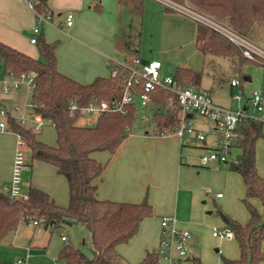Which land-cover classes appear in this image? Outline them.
I'll return each instance as SVG.
<instances>
[{
  "label": "trees",
  "instance_id": "16d2710c",
  "mask_svg": "<svg viewBox=\"0 0 264 264\" xmlns=\"http://www.w3.org/2000/svg\"><path fill=\"white\" fill-rule=\"evenodd\" d=\"M189 2L196 9L217 19L229 17L231 26L243 34L255 20H264V0ZM36 8L41 13L51 12L48 0H39ZM197 25L196 46L203 53L231 57L238 65L250 63L243 59L238 47L224 36L202 24ZM58 43L59 40L48 42L41 31L35 44L39 57L34 58L0 42L2 74L32 75L34 87L30 103L35 114L48 120L55 128L56 145L42 143L35 133L13 118H8L7 122L13 131L24 138L32 159L53 165L56 172L65 177L68 185V203L65 206L56 204L47 192L33 186L29 187V198L25 201L10 198L0 190V243L21 222L28 223L29 218L36 219L38 225L51 230L61 225L81 224L91 234V255L66 243L57 253L60 264H119L123 257L117 251V246L127 243L138 233L141 222L153 215V207L146 197L140 202L98 199L96 180L105 164L92 154L98 151H107L110 155L115 153L131 132V126L137 118L136 108L129 107L126 114L103 113L92 126L78 125L77 120L81 117L69 115L70 101L86 105L101 99L111 100L120 96L121 89L117 80L109 76H98L92 82L82 84L61 73L57 69L55 53ZM173 76L184 86L199 84L198 73L190 68L178 67ZM169 98H174V95L165 89L157 88L152 93V99L159 106L152 113V121L158 128L156 135L176 125L177 118L166 108ZM238 129L241 137L236 144L240 152L236 163H230V168L241 175L245 185L244 201L249 220L242 225L224 218L241 250L239 259H225V262L260 264L264 261L261 248L264 241V178L256 166V141L263 136V130L261 124L250 120H245ZM253 197L260 198L263 214L250 203L249 199ZM190 260L193 264H201L200 259L194 256ZM136 264H159L155 249L147 250Z\"/></svg>",
  "mask_w": 264,
  "mask_h": 264
},
{
  "label": "rangeland",
  "instance_id": "374dc122",
  "mask_svg": "<svg viewBox=\"0 0 264 264\" xmlns=\"http://www.w3.org/2000/svg\"><path fill=\"white\" fill-rule=\"evenodd\" d=\"M176 2L182 4L179 0ZM142 13H128V29L133 38L139 45L140 58L145 56L157 58L164 64L167 71L171 74L175 63L189 64L194 71L199 74L200 87L209 90L213 102L228 108H238L240 104L231 98L226 82L229 81L235 72L249 74L252 81H243L244 96H249L252 89L261 85L262 68L254 63H245L239 69L234 68L233 59L228 56L212 55L208 52L201 55L190 41L193 38L195 21L181 13L178 10H171L157 0H144ZM172 12L180 16L177 23H172V15L163 12ZM174 22V21H173ZM182 28L189 34L185 37L177 34ZM170 31V34L167 33ZM190 41V42H189ZM123 58L126 62L130 60L131 54ZM2 69L0 68V80L2 78ZM197 84V83H195ZM239 88L234 89L238 94ZM30 92L25 84L19 90L8 94L0 92V103L6 108L14 119H21V113L15 110L18 105L24 114L25 128L35 133V137L42 143L54 146L56 145V130L47 120L44 125L36 131L32 129L35 123V112L30 103ZM96 116H85L77 120L78 125L92 126L96 123ZM15 119V121H16ZM6 121V117L0 118ZM194 125L207 129L212 126L210 121L194 114ZM153 123L151 120L146 123L135 119L131 126L130 133H144L148 130L152 134ZM206 131V130H205ZM14 134L9 131H0V149H5ZM156 135V134H154ZM169 137H163L160 143L161 148L169 144ZM213 136L208 133L207 140L213 141ZM181 144V143H180ZM181 145L180 160L186 169H182V182L179 189L190 191L187 195L188 202L191 193L194 192L193 202L188 203L186 207H180L179 218L175 216L177 225L178 219L189 221L191 225H184L182 228L188 229L193 239L188 245V257L183 264H193L190 258L192 256L199 258L201 264H227L225 259H239L241 250L238 240L233 237L230 240L222 239L212 235L213 229H223L228 227L224 218L234 220L245 225L249 220V213L244 201L245 187L241 175L236 174V185L232 188V179L228 181V188H225L223 174L215 166H202L199 163V156L205 153L206 149L194 147L193 145ZM239 151H236L238 153ZM97 153V154H96ZM102 152H94L96 156ZM25 160L28 167L22 171V189L27 192L29 186L40 187L43 190H49L57 203L66 204L68 202V185L65 177L56 172L53 165L32 159L29 148L24 150ZM229 167L230 163L226 162ZM256 166L259 174L264 178V137L260 136L256 141ZM3 166L0 164V184L3 181L10 183V178H2ZM162 172H168L167 167L162 165ZM177 177V171H175ZM220 193L218 196L217 194ZM250 203L263 214V206L260 198L253 197L249 199ZM180 206V203H179ZM190 208V209H189ZM154 210V209H153ZM190 214V215H189ZM151 218V217H149ZM148 219V218H147ZM154 224V221H151ZM194 227H193V226ZM154 227V226H153ZM64 236L66 241H62ZM69 243L71 246L80 249L87 255H91L92 243L90 232L81 224L61 225L51 230L40 225L34 228L29 224L21 222L16 231H14L5 241L0 243V264H14L18 259L26 257L27 264H60L57 260V253L60 248ZM119 264H129L122 258ZM159 264H166L159 259Z\"/></svg>",
  "mask_w": 264,
  "mask_h": 264
},
{
  "label": "crops",
  "instance_id": "0c3cea01",
  "mask_svg": "<svg viewBox=\"0 0 264 264\" xmlns=\"http://www.w3.org/2000/svg\"><path fill=\"white\" fill-rule=\"evenodd\" d=\"M143 2L144 0H48V7L52 14L51 23L42 27V33L48 42L59 40L55 50L57 69L79 83L88 84L98 76H109L107 63L110 59L119 61L128 57V54L139 56V45L129 33L128 13L129 11L142 13ZM182 2L191 5L189 0H182ZM69 13L73 15L71 26L65 24V18ZM163 13L172 15V23H175V21L177 23V19L180 17L173 15L170 11ZM218 19L230 24L229 17ZM34 22L33 13L23 0H0V42L31 57L38 58L37 46L29 41ZM197 27L198 25L195 22L192 31L193 38L190 41L194 43L196 50L204 55L206 53H203L196 46ZM189 31L190 29L186 32L182 28L177 34L185 37L189 34ZM167 33L170 34V31H167ZM245 35L264 48V20H255ZM148 56L141 59L144 61L157 59L154 56L153 58ZM232 62L234 68H240L241 65H238L234 60ZM175 64L170 75H174L178 67L193 70L192 67H189V64ZM161 73L169 75L166 74L167 71L162 62ZM243 76H247L245 81H252L249 74H243ZM226 86L231 98L235 100L232 96L235 94L234 89L238 87L229 86L228 81ZM240 90L244 94L243 84L239 87ZM197 128L204 132L205 139L201 142L192 143L191 145L194 147L203 150L208 149L219 140V136L211 132V126L207 129ZM208 133L213 136V141L209 142L207 140ZM163 137H169L170 139H168L169 144L161 148V145L155 143L161 144L160 141ZM180 143L181 141L176 135H154L153 132L151 134L148 130H145L144 133H130L112 155L107 151H98L102 152L98 156H96L97 153L92 154L95 159L105 164L99 178L96 180V197L98 199L140 202L146 197L154 209L151 218H145L141 222L138 233L127 243L117 246V251L129 264L138 263L147 250L156 248L161 217L172 216L175 218L177 216L179 218L180 207H186L188 203L192 204L193 202L194 192L191 193L189 197L191 201L188 202L187 195L190 191L179 189L180 183L184 180L180 172L183 171L182 169L186 165H183L180 160L181 145H184ZM14 149L15 136L12 135L9 145L5 149H0V164L4 169L1 174L2 178H10L12 174ZM162 165L167 167L168 172L161 171ZM226 165V163L212 162L208 166H215L223 174V186L225 188H228V181L232 179L230 187L232 188L237 184L236 179L239 178L232 173L233 170L230 165L229 167ZM175 171H177V177L174 174ZM6 182L3 181L0 187ZM37 188L43 190L40 187ZM44 191L54 200L49 190ZM219 194L217 195L220 196ZM54 202L62 206L68 203L60 204L55 200ZM151 221H154L153 225ZM191 224L190 220L178 219L177 222L179 228ZM12 233L6 236L3 241L9 239ZM261 248L264 251V241ZM260 264H264V261Z\"/></svg>",
  "mask_w": 264,
  "mask_h": 264
},
{
  "label": "built area",
  "instance_id": "2783aa9c",
  "mask_svg": "<svg viewBox=\"0 0 264 264\" xmlns=\"http://www.w3.org/2000/svg\"><path fill=\"white\" fill-rule=\"evenodd\" d=\"M23 1L35 18L29 41L36 44L37 35L41 33L43 26L51 23L52 14L49 11L46 13L38 11L36 5L39 0ZM157 1L165 5L164 7L178 10L192 18L196 23L218 32L238 47L243 59L261 66V85L253 88L249 96H244L242 90L238 94H233L232 97L239 102L240 106L228 108L213 102L210 91L200 87L199 84L184 86L173 75L162 74L160 60L144 61L134 54L128 62L123 59L119 61L110 59L107 63L109 77L115 78L119 83L121 89L119 97L111 100L101 99L86 105H78L76 101L72 100L68 104L69 115H79L83 118L90 115L98 117L107 112L126 114L128 108L134 106L136 117L140 122L146 123L151 120L153 123L152 132L155 134L158 128L152 121V113L154 108L158 109L159 106L152 99V93L157 88L165 89L174 95V98L167 100L166 108L174 113L177 122L173 129L164 131L161 135H176L185 145L203 141L205 139L204 132L198 129L192 120L193 115L197 114L210 121L212 124L211 132L219 136L217 143L199 156L200 165L208 166L212 162L236 163L240 152L236 142L241 137L238 128L245 120L261 124L264 137V48L234 29L230 24L208 15L190 4H180L175 0ZM72 22L73 15L69 13L65 18V24L71 26ZM243 81H245L243 75L240 72H235L228 84L231 87L239 88ZM24 84L31 94L34 87L32 75L25 73H20L17 76L3 74L0 80V92L8 94L19 90ZM15 110L21 113V119L15 118L16 122L21 125L24 124V114L21 107L16 105ZM2 117H6V121L0 120V131H9L14 134L15 149L10 183H4L0 190L10 198L25 201L29 198V194L28 191L24 192L22 189V171L28 167L24 155L27 145L21 134L10 128L7 120L8 118L14 119V117L0 103V118ZM45 121L40 115L35 114L36 124L32 126V129L36 131L41 128ZM236 151L239 152L236 153ZM28 224L35 227L38 226V221L29 218ZM212 235L227 239L233 238V233L229 227L213 229ZM61 239L66 240L64 236ZM192 239V233L187 229L179 228L174 217H161L159 239L155 248L158 260L162 259L166 264H183L189 258L188 245ZM27 257L18 259L14 264H27Z\"/></svg>",
  "mask_w": 264,
  "mask_h": 264
},
{
  "label": "water",
  "instance_id": "95a60500",
  "mask_svg": "<svg viewBox=\"0 0 264 264\" xmlns=\"http://www.w3.org/2000/svg\"><path fill=\"white\" fill-rule=\"evenodd\" d=\"M243 79L246 80L247 79V76H243Z\"/></svg>",
  "mask_w": 264,
  "mask_h": 264
}]
</instances>
